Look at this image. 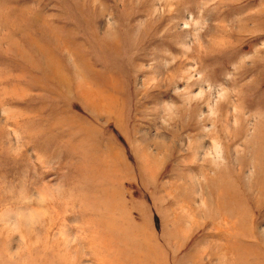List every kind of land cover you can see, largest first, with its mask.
<instances>
[{
  "label": "rangeland",
  "instance_id": "1",
  "mask_svg": "<svg viewBox=\"0 0 264 264\" xmlns=\"http://www.w3.org/2000/svg\"><path fill=\"white\" fill-rule=\"evenodd\" d=\"M0 264H264V0H0Z\"/></svg>",
  "mask_w": 264,
  "mask_h": 264
}]
</instances>
